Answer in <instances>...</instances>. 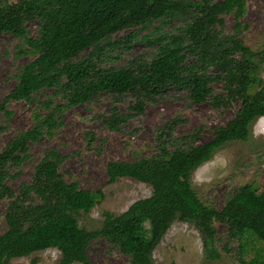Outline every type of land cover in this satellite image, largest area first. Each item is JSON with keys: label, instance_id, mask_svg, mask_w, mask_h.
Masks as SVG:
<instances>
[{"label": "trees", "instance_id": "1", "mask_svg": "<svg viewBox=\"0 0 264 264\" xmlns=\"http://www.w3.org/2000/svg\"><path fill=\"white\" fill-rule=\"evenodd\" d=\"M243 10L244 0H0V32L19 38L18 53L31 55L0 100V113L11 115V100L34 103L37 93L50 91L34 105L31 126L0 149V199H7L0 264L48 247L60 250L56 264H92L87 247L100 236L128 256L127 264H153L152 251L175 219L198 229L206 259L220 257L219 222L227 239L237 240L238 251L257 244L249 260L240 256L242 264H264V192L243 184L217 209L201 201L190 183L197 166L226 142L247 138L252 121L264 115V45L254 50L244 42ZM227 14L234 19L230 30ZM31 21L37 24L33 36L27 28ZM147 30L141 39L154 46L149 55H135L119 66L103 63L109 50L127 49L139 31ZM215 83H222V92L215 93ZM170 88L184 90L192 102H239V107L206 142L188 144L190 134H175L181 121L175 117L156 127L154 154L108 161L107 181L130 177L150 184L152 192L121 213L105 211L99 228H80L74 214L90 211L101 190L67 181L59 170L65 155L55 148L43 152L28 181L16 188L10 184L29 159L30 145L53 135L67 107L100 93L114 101L129 94L130 111L120 112L112 103L104 119L117 130Z\"/></svg>", "mask_w": 264, "mask_h": 264}, {"label": "rangeland", "instance_id": "2", "mask_svg": "<svg viewBox=\"0 0 264 264\" xmlns=\"http://www.w3.org/2000/svg\"><path fill=\"white\" fill-rule=\"evenodd\" d=\"M239 19L248 25L240 33L244 42L254 50L261 48L264 45V0H244L243 14ZM233 23L232 14H227L226 30H230ZM27 28L30 35L36 34L35 21L28 22ZM126 32H119L113 38ZM144 33H148V30L139 31L138 40L133 41L127 49L118 47L109 50L108 59L103 63L119 66L135 55H149L154 46L147 45L141 39ZM19 45V38L0 32V100L15 84L21 66L31 58L29 54L18 53ZM222 89V83L214 84L215 93L222 92ZM49 93V90L37 93L34 103L9 101L7 107L11 115L6 117L0 113V149L16 132L31 126L34 105ZM132 100L129 94L114 101L113 96L100 93L88 102L67 107L62 115V125L53 135L42 137L30 145L29 159L22 164L16 178L9 181L10 184L16 188L21 181H28L43 152L55 148L65 155L59 170L67 181H75L82 189L101 190V199L90 211L74 214L80 228L97 229L105 211L121 213L132 202L148 197L152 192L150 184L130 177L107 181L105 165L108 161H133L154 154L156 127L175 117L181 120L175 125V134H190L192 138L188 144L206 142L215 126L232 118L239 107V102L229 105H216L211 101L192 102L184 90L170 88L157 101H148L142 113L129 116L120 129H109L104 119L110 105L114 103L120 112H129ZM40 110L43 111L42 108ZM90 133L93 136L88 140ZM190 183L201 201L217 209L243 184L251 183L259 192H264V115L252 121L247 138L226 142L208 160L197 166L190 176ZM6 203L7 199H0V234L5 229L3 212ZM215 225L219 258L206 259L198 229L192 223L175 219L152 251L153 264H242L240 256L249 260L255 255L257 244L249 243L238 251L237 240L227 239L226 226L219 222ZM87 254L92 264L128 262L127 255L101 236L90 242ZM60 256L58 248L48 247L13 258L10 264H56Z\"/></svg>", "mask_w": 264, "mask_h": 264}]
</instances>
